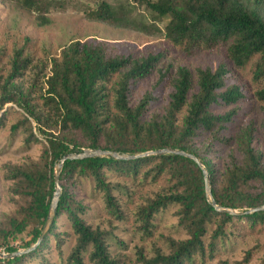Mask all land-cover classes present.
Returning <instances> with one entry per match:
<instances>
[{
  "label": "trees",
  "instance_id": "obj_1",
  "mask_svg": "<svg viewBox=\"0 0 264 264\" xmlns=\"http://www.w3.org/2000/svg\"><path fill=\"white\" fill-rule=\"evenodd\" d=\"M10 1L34 14L39 27L51 24L49 2ZM85 18L159 34L181 57L211 50L223 57L216 69L192 67L163 52L124 53L96 39L46 47L0 28V136L9 132L7 147L21 139L26 154L41 146L38 159L4 167L12 185L10 210L0 211V254L37 244L55 194V167L83 150L183 151L208 171L218 206L239 212L264 206V149L256 148L264 138V0H97ZM249 67L261 85L251 105L230 78ZM152 80L166 90L162 110H154L159 98L151 91L134 102L137 86ZM60 182L43 242L0 264H230L219 254L242 233L264 236V212L216 211L202 169L183 156L67 161ZM169 213L175 223L164 227ZM256 255L247 251L234 264H251Z\"/></svg>",
  "mask_w": 264,
  "mask_h": 264
},
{
  "label": "rangeland",
  "instance_id": "obj_2",
  "mask_svg": "<svg viewBox=\"0 0 264 264\" xmlns=\"http://www.w3.org/2000/svg\"><path fill=\"white\" fill-rule=\"evenodd\" d=\"M50 4L48 14L51 24L39 27L36 16L27 11L17 8L15 3L10 0H0V28L11 31H21L30 37L34 42L43 44L46 47H65L74 41H86L96 39L118 46L124 53L145 54L149 51L166 53L169 59L187 66H210L216 69L222 60L223 54L217 50L203 53L199 57L185 58L169 52V45L159 34L146 36L135 31L115 29L101 23L90 22L85 18V13L97 0H45ZM163 28V25H160ZM231 82L243 86L246 97L251 105L254 93L259 89L252 81L251 67L237 72L232 71ZM154 80L142 83L137 86L134 94V102L140 101L143 96L151 91L159 99L154 102V110H162L166 103V90L163 87H155ZM254 113V118H256ZM40 137V136H39ZM9 132L0 136V211H9V188L11 182L5 179V166L8 164H23L29 159H38L41 153V146H35L31 153L21 152V139H16L11 147L8 146ZM256 148L264 149V138L260 135L257 138ZM87 204H91L86 199ZM96 207V205H95ZM164 227H170L175 223L171 213L161 219ZM162 226V227H163ZM119 234V233H118ZM240 238L234 243L226 253H221L219 259L228 260L234 264L243 260L247 251L256 250L257 255L251 264H261L264 256V236L248 237L242 233ZM130 241L131 236L126 238ZM131 244V242H130ZM134 245V244H133ZM136 245V244H135ZM134 245V246H135ZM259 247V249L257 248ZM228 254V255H225ZM212 262L196 264H214ZM217 262V261H216Z\"/></svg>",
  "mask_w": 264,
  "mask_h": 264
},
{
  "label": "water",
  "instance_id": "obj_3",
  "mask_svg": "<svg viewBox=\"0 0 264 264\" xmlns=\"http://www.w3.org/2000/svg\"><path fill=\"white\" fill-rule=\"evenodd\" d=\"M167 154L183 156V157L189 158L192 161H194L202 169V172H203L204 178H205L206 197L211 202V205L216 209V211L221 212V213H226V214L231 215V216H245V215H251V214H255V213L264 212V206L254 208V209H251V210L246 211V212H239V211H236L233 209H228V208H223V207L218 206L216 204V201H215L213 194H212V189H211L208 171L205 169L204 165L198 160V158L192 154H189V153H186L183 151H175V150H166L165 149V150L149 152V153L141 154V155H137V156H127V155H120V154L115 153V152H106V151H101V150H83L82 152L71 153V154L64 156L55 167V173H54V176H55V194H54V197H53L52 202H51V206L49 209L48 217H47L42 235H41L40 239L38 240L37 244L33 248H31L25 252H18V253L11 254V255L0 254V258L1 259H11V258H14L16 256L27 254L30 251L34 250L38 245H40L43 242L45 235L50 230L52 223L55 219L56 213H57L59 200H60V197L62 194V185L60 182V176H61L62 168L67 161H83L86 159H90V158H94V157H101V156H110V157H113L117 160H135V159H139V158H145L148 156H158V155L161 156V155H167Z\"/></svg>",
  "mask_w": 264,
  "mask_h": 264
}]
</instances>
